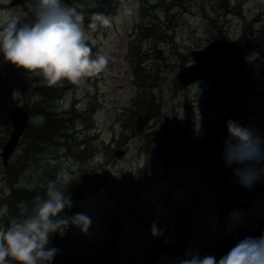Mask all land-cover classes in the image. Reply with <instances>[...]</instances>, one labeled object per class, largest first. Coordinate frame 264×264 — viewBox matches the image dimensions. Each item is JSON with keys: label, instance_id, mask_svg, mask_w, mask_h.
Masks as SVG:
<instances>
[{"label": "rangeland", "instance_id": "1", "mask_svg": "<svg viewBox=\"0 0 264 264\" xmlns=\"http://www.w3.org/2000/svg\"><path fill=\"white\" fill-rule=\"evenodd\" d=\"M8 1L0 0V156L12 129L3 117L14 105L34 110L41 77L62 71V96L51 112L59 119L57 133L67 129L69 135L45 137L35 149L23 138L8 161L21 174L16 187L72 180L75 189L85 187V196L68 202L11 196L0 157V242L28 237L36 248L49 241L57 250L43 248L21 263L28 247L5 256L0 249V264H136L156 244L196 251L216 238H239L264 226L262 74L240 94L238 116L217 155L237 168L234 176L220 180L217 170L181 162L163 129L167 117L170 129L180 123L202 137L216 120L211 86L196 81L182 88L176 80L192 63V49L214 38L242 39L248 53L259 47L256 58L245 56L250 72L264 71V0H183V6L170 5L176 0H103L112 7L97 32L89 31L84 17L99 0H24L13 7ZM29 12L33 27L23 31L18 22ZM139 37L151 103L146 114L137 109L126 127L122 118L135 109L129 110L136 93L128 42ZM59 209L61 216L44 220ZM175 263V255L163 251L149 264Z\"/></svg>", "mask_w": 264, "mask_h": 264}, {"label": "water", "instance_id": "2", "mask_svg": "<svg viewBox=\"0 0 264 264\" xmlns=\"http://www.w3.org/2000/svg\"><path fill=\"white\" fill-rule=\"evenodd\" d=\"M23 1L10 0L9 5L21 4ZM32 22L33 15L28 13L18 25L26 31L31 29ZM191 56L194 63L177 73L178 82L185 87L199 78L209 80L213 84V91L216 95L217 112L219 113V104L217 103H221L225 109L218 114L215 126L203 139L197 136H189L185 126L175 124L169 134L171 150L182 162L195 160L202 166L221 169V178H224L233 174L235 170H231V166L228 165H217L215 152L218 143L224 138V129L236 117L238 91L241 90L247 80L245 62L235 43L217 39L212 40L201 50L191 51ZM233 80H238L236 82L240 85L236 91L233 90ZM224 83L225 85H223ZM227 91L229 94H226ZM9 118L12 129L1 151L4 162L16 149L18 140L28 124L29 115L25 109L15 105L10 111ZM168 124L169 119L165 117V132H168ZM114 154L121 155L123 151H116ZM172 247L173 244L153 246L136 264H149L157 260L161 252H172ZM174 255L176 257L175 264H242L264 261V227L258 230H249L240 238H235L231 234L227 238L215 239L201 246L196 252L179 249L174 252Z\"/></svg>", "mask_w": 264, "mask_h": 264}, {"label": "trees", "instance_id": "3", "mask_svg": "<svg viewBox=\"0 0 264 264\" xmlns=\"http://www.w3.org/2000/svg\"><path fill=\"white\" fill-rule=\"evenodd\" d=\"M183 0H176L174 3L170 4L172 6H183ZM106 7V3L103 0H99L97 1V4L93 3L91 10L88 9L86 10L87 12V16L84 17V19L86 21L89 20V28L91 29V31H95L97 32V30H99L100 28L102 29L105 25L103 24V20L106 19L107 13L109 12L108 8L112 7V3L108 4ZM105 8V9H104ZM104 9V10H103ZM91 12L90 15H88V13ZM144 20V19H143ZM142 25H143V21H142ZM141 26V25H140ZM140 26L138 27L139 30ZM144 29H148V28H144ZM140 35V34H139ZM241 41H238L237 44L240 47V50L242 51V53L246 56H250L251 58H256V54L258 53V48L259 47H255V49L253 50L252 53H248L246 47H245V43H242V39H240ZM250 43L253 42V40L249 41ZM133 52L131 53L132 56H134L135 58V67H134V71H135V75H136V81L138 83V85L140 86L141 90H142V85L144 86V90L143 91H139L138 94L134 97V99L132 100V105L131 108H129V110H131L133 107H135V109L132 110V112L127 116V117H123V121L125 122V126L127 127V123L130 121L132 122L133 118H134V112H136V110H140L141 112H144V114L147 113V110H149V104L151 103L150 100H147V91L146 88L149 85L148 79L146 77V75L142 72V70L144 69V67L141 65V55H140V50L137 46H133ZM62 71H57V73H55V75L52 76V78H45V77H41V80L44 82V84L42 86H39L38 89V94L39 96H41V100L38 102V106L34 108V110H28L27 108L26 111L29 114V123L27 124V127L24 130V133L21 137V139L18 142V145H20V142L23 138H26V144L29 148H34L40 144H42L45 140V137L48 136H52L55 138H65L67 137L69 134L67 132V129L65 132L63 133H57V125L55 123L59 122V119H57V117H55V114L53 112H51V108L53 107V105L58 102V99H60V97L62 96V91L63 89L59 86V78L61 75ZM263 75L262 76V81L264 82V71H260V72H255L252 73L251 72V77L252 78H258L259 75ZM259 79V78H258ZM145 93V96H144ZM143 101H140V100ZM15 106V105H14ZM12 108H10L9 110V114ZM8 114V117H9ZM33 117H39L41 120L39 125L35 126V123H32V118ZM4 122L10 123V118H7L6 116L3 117ZM61 122H66V119L62 118ZM11 125V124H10ZM12 128V126H11ZM11 131V130H10ZM10 133V132H9ZM4 146V144H3ZM18 147V146H17ZM17 149V148H16ZM15 149V150H16ZM15 152V151H14ZM13 152V153H14ZM11 153L7 159V161L3 164H6L5 168H4V176H6V179L9 182V186H10V195L11 196H16L18 199H35L38 196H44L45 199H50V198H58L61 201H71V200H81L84 198L85 193L83 192V190L85 189V187H79L77 189H75V187H73V183L72 180L66 182V183H50L48 185H45L44 187H35V188H27L26 186H15L16 183L19 182V178L20 175L18 170L16 169V166L13 165L12 162H9V158L11 157V155L13 154ZM87 184V183H86ZM38 188H41L40 190ZM87 189H90V185H86ZM237 198V197H235ZM31 199V200H32ZM8 200V199H6ZM5 200V201H6ZM25 200V201H26ZM12 200H8L6 203H11ZM29 201V200H27ZM64 213V209H59L57 211H54L51 214H48L46 217H44L45 221L51 222L53 220H55L56 218H58L59 216H61ZM16 219L18 216H15ZM14 217V218H15ZM4 218V217H3ZM13 218V217H12ZM11 218L6 219V221H9ZM6 225H8V222L6 223ZM5 225V226H6ZM112 225V224H111ZM4 226V227H5ZM28 237H5L4 240L2 242H0V249L2 250V252L4 253V256L9 253L10 255L19 250L20 247H22L24 249V247H28L29 250L28 251H24L23 250V259L20 260L21 263L26 262L28 259L32 258V254L34 253H38L39 254V250L43 249V248H50L49 252H55L57 250H55V248L53 249L52 246L50 245V242L48 241V247H41V248H36L35 247V243H33V245L26 241L25 239ZM71 247L66 246L64 251H69Z\"/></svg>", "mask_w": 264, "mask_h": 264}, {"label": "flooded vegetation", "instance_id": "4", "mask_svg": "<svg viewBox=\"0 0 264 264\" xmlns=\"http://www.w3.org/2000/svg\"><path fill=\"white\" fill-rule=\"evenodd\" d=\"M217 160L219 161V158H218V156H217ZM220 162V161H219Z\"/></svg>", "mask_w": 264, "mask_h": 264}]
</instances>
